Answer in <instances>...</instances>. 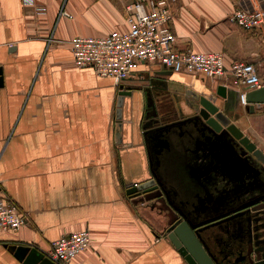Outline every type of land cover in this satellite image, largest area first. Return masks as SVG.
Segmentation results:
<instances>
[{"label": "crops", "instance_id": "obj_1", "mask_svg": "<svg viewBox=\"0 0 264 264\" xmlns=\"http://www.w3.org/2000/svg\"><path fill=\"white\" fill-rule=\"evenodd\" d=\"M27 1L0 0V199L14 203L25 219L17 231L0 229V264H23L16 248L45 253L61 235L82 230L90 231L91 245L70 264H186L163 233L165 212L140 205L126 189L149 178L139 175L143 166L150 173V161L156 172L158 156L180 178L188 137L176 127L166 138L148 135L146 143L135 124L146 106L176 119L186 96L209 98L218 85L230 90L233 104L247 105L223 80L162 75L152 63L120 85L76 68L69 41L125 30L132 0ZM252 3L264 7V0ZM241 7L252 6L247 0L172 1L175 47L221 52L226 68L253 63L264 82L263 35L229 20ZM121 91L130 94L119 109ZM255 109L264 152V104L247 108Z\"/></svg>", "mask_w": 264, "mask_h": 264}, {"label": "built area", "instance_id": "obj_2", "mask_svg": "<svg viewBox=\"0 0 264 264\" xmlns=\"http://www.w3.org/2000/svg\"><path fill=\"white\" fill-rule=\"evenodd\" d=\"M172 1L132 0L125 6V30H114L96 37H73L69 46L74 66L93 69L98 76L109 77L120 85L140 65L152 63L162 68L161 72H185L223 80L238 91L242 105H247L246 94L264 87L257 67L250 62L235 61L226 68L221 52L176 49V37L170 29L174 18ZM247 2L252 7L234 10L229 20L244 31H259L263 35L264 51V7H254L252 0ZM27 3L34 6L32 0ZM36 10L44 11L41 7ZM24 225L25 219L17 206L0 199V229L17 231ZM91 241L88 230L61 235L44 255L54 264H70L90 247Z\"/></svg>", "mask_w": 264, "mask_h": 264}, {"label": "water", "instance_id": "obj_3", "mask_svg": "<svg viewBox=\"0 0 264 264\" xmlns=\"http://www.w3.org/2000/svg\"><path fill=\"white\" fill-rule=\"evenodd\" d=\"M160 74H170L168 72H161ZM2 85V78L0 77V86ZM229 89L223 85H218L216 89V95L222 99L227 98L229 95ZM128 92H119L117 99V108H122L123 97L129 95ZM239 99V94H237ZM247 108H253L256 104H264V87L261 89L249 91L246 94ZM226 114L223 113L220 108L213 104L206 97H200V107L198 116L205 121L206 125L215 129V131L222 130L223 127H227L228 131L235 138H241L242 133L233 124H230ZM120 119V118H118ZM181 122L171 123L164 126L171 127ZM162 128V129H163ZM149 131H144L143 136L145 142H147V134ZM248 150H252L253 154L264 163V155L259 149H255L253 144L247 145ZM152 162L150 161V167ZM150 178L137 184L136 186H128L126 194L134 198L137 203H145L146 206L151 209L157 202H160L158 194L156 192L157 185L162 186L158 177L155 175L153 170L150 168ZM259 200V199H258ZM257 201H251L247 204L240 205L236 209L219 215L214 219L217 220L212 226H219L229 221L234 222L232 225V231L227 228L225 234L227 239L224 237L217 236L215 238V245L218 248L220 254H228L237 257L231 264H264V203L255 205ZM152 205V206H151ZM249 206L244 211H238L241 208ZM179 211V210H178ZM180 212V211H179ZM181 213V212H180ZM182 218H177L174 214L164 213L166 220L165 236L172 243L173 247L178 251L181 257L184 259L186 264H219L217 258L210 252L207 244L202 240L201 233L203 228H199L203 223L193 224L183 214ZM227 217L221 219L222 217ZM212 219V220H214ZM259 221L263 223L258 224ZM235 232H237L235 234ZM237 244L236 253L233 252V244ZM235 250V249H234ZM251 253L255 254V259L251 258ZM15 256L23 264H54L50 259L45 257L44 253L40 252L34 247H18L15 249Z\"/></svg>", "mask_w": 264, "mask_h": 264}, {"label": "flooded vegetation", "instance_id": "obj_4", "mask_svg": "<svg viewBox=\"0 0 264 264\" xmlns=\"http://www.w3.org/2000/svg\"><path fill=\"white\" fill-rule=\"evenodd\" d=\"M192 96L193 95H189L188 97L186 96L183 99V101L186 105V107H185L186 109L189 106L191 108V110L194 111L195 107H194V101L192 99L193 98ZM201 96H204V95H200L198 97V104H197V109H196L195 113L191 112V113L185 115V113L183 112V109H181L180 110L181 114H179V118L176 120L172 119L170 117V115H162L161 114L162 115L161 116L159 113L164 111L163 108H161L162 111L160 109H157V108H154V109L148 108V111H150V112L154 111L156 115H157V113L159 114L160 118L158 117V119L161 122L162 121H166V122L164 124H161V125L155 127V128L145 130V131H149V133L147 134V137H148V135H151L150 138L154 139L156 136L160 135L161 133L166 132V131H171L172 129H175L176 127H179L181 129H185L184 133L188 137L187 142H189V146L187 147V150L189 149L190 154H192V156L189 158L188 168H186V170H185V165H184V168H183L184 174L180 178H179L178 174H176V173L174 174L173 172H171L168 166H166L167 170L164 168V172L167 175H170L171 177L173 176V179L176 182H181L182 187H179V188L181 191L180 195L183 199L184 204H181V203L173 200V198L169 192V189L166 185V182H164V180H162L160 175L157 173L156 165H155L156 172L154 171L153 162L151 161L152 162L151 169L153 170L155 175L158 177L159 181L162 183V186L157 185V189H156V192L158 194L160 202H157L154 205L153 209H157L159 211L163 210L166 214H168V213L174 214L177 218H182L181 214H183L193 224L203 223L199 227V228H203L202 233H201V237H202V240L209 247L210 252L217 258L219 264H231L234 261V259L237 257V255L235 254L234 256H231L228 254H225V255L220 254L217 246L215 245V238L217 236H221V237H224V239H227L225 232H226L227 228H230L232 231V225L234 224V222L229 221L225 224H222V225L215 227V226H212V224L217 221L214 218L219 216V215L228 213V212L236 209L240 205L247 204L251 201H257V203L255 202V205L258 206V205L264 203V193L258 194L254 197H251L245 201L239 202L238 204L228 208L229 202L228 203L225 202V198H224L225 194H228L230 196H234L236 193H235L234 189H231V190L229 188L228 189L227 188L222 189L219 187V184H221L223 182V178H224L223 175L226 174L225 173L226 168H223V165H222V163H225V162H223L220 158L221 157L220 149H219L220 146L218 147L217 143L215 141L212 144L208 140L209 136H207V135L215 136L217 134H221V133L225 132L228 129H226L227 127H223L222 130L217 132L212 127L206 125L205 121H203L198 116V111H199V107H200V97ZM229 97L230 96H228L225 99H222L219 97V99H221L223 101H228V102L230 101V104L232 105L233 104V103H231L232 100ZM206 98L208 100H210L211 102H213V104H216L220 108V110L226 114L225 116L228 119H230L229 120L230 124H233L230 116L226 113V111L224 109H222L219 106V103L215 101V98H213V97H209V98L206 97ZM146 108H147V106H146ZM169 118L172 120L167 122V120ZM181 121L183 123L176 124V125L171 126V127L163 128L164 126L169 125L171 123H176V122H181ZM187 129H189V131ZM151 139H150V141L152 142ZM147 141H148V138H147ZM248 144H250V143L245 144L246 148H247ZM255 149H257V148H255ZM210 154H217V156L215 155V160L208 158V156H210ZM204 163L208 164V166H204ZM154 164H155V162H154ZM162 167H163V165H162ZM183 176H186L187 181H183V178H182ZM228 176H229V174H228ZM213 186L215 187V192L213 191ZM214 194H215V200L219 199V198L223 199L222 200L223 205L221 207L217 208V207H215L214 203L211 204L212 201H211L210 196H213ZM194 205L197 207L200 206L202 208L198 211H193L191 206H194ZM248 208H249V206H246L244 208L239 209L238 211H244ZM214 211H215L214 214H210V215H207V216L201 217V218L199 217L201 214H208V213H211ZM227 216L228 215L222 217L221 219H223ZM212 219H214V220H212ZM261 223H263V222L262 221L258 222V224H261ZM260 231L264 232L263 229H260ZM165 232H166V230L163 233L165 234ZM236 233L237 232H235V234ZM263 237L264 236H262L260 239H263ZM237 244L236 243L233 244V248L235 249V250L233 249V252H235V253H236V249H238ZM251 258L253 260L255 259L254 253H251Z\"/></svg>", "mask_w": 264, "mask_h": 264}, {"label": "rangeland", "instance_id": "obj_5", "mask_svg": "<svg viewBox=\"0 0 264 264\" xmlns=\"http://www.w3.org/2000/svg\"><path fill=\"white\" fill-rule=\"evenodd\" d=\"M211 91V90H210ZM206 94H208V91H206ZM203 93L202 95H204ZM201 95V92L194 93L192 96L194 101V107L195 110H191V108L188 106V108H184L183 112L185 115L189 113H195L197 109L198 104V97ZM214 95L215 101L219 103V106L226 111V113L230 116L232 123L241 131L242 137L241 138H235L232 136L228 130L221 134H217L215 136H209V141L213 144L214 141L217 143V146L220 149L221 154V160L225 163H222L223 168L225 169V173L223 175V182L219 184L220 188H229L235 190V195L230 196L228 194H225V202L228 203V208L231 206H234L238 204L239 202L245 201L251 197H254L258 194L264 193V163L259 161L257 157L253 154L252 150H248L246 148V143H251L255 146V148L262 151V148L260 146V124H259V116L260 112L258 110H247V107H241L240 105H236L237 102H234V104H230V101H223L219 99V97L216 96V94L213 92L211 96ZM210 96V95H209ZM210 96V97H211ZM240 101V100H239ZM232 103V102H231ZM241 103V102H240ZM242 104V103H241ZM152 108V107H150ZM153 109V108H152ZM181 114V113H180ZM159 114H155V112L148 111V107L144 109V115L139 120V123L135 124L137 127V131L139 134V140L140 135L142 132H144L147 129L155 128L161 124H164L166 121H160L158 119ZM160 118V117H159ZM175 118V117H174ZM179 116L176 118L178 119ZM174 119V120H176ZM172 119H168L167 122L171 121ZM134 125V123H133ZM169 135V131L163 132L158 137L160 138H166ZM140 143V141H138ZM263 155L264 152L262 151ZM219 154V153H218ZM219 154V155H220ZM215 155L217 154H210L208 158L215 160ZM192 156L190 154L189 149L187 150V147L183 154V165H185V170L188 168L189 165V158ZM162 156H158L155 159V165L157 173L160 175L162 180L166 182V185L169 189V192L176 202H179L181 204L183 203V199L180 195V188L177 185V182L173 179V176L167 175L164 172V167H162ZM130 173L136 169L133 165H130ZM187 166V167H186ZM139 167V166H137ZM146 167V166H145ZM144 166L141 168V173L139 176L143 177H149L150 173L148 174V170ZM229 174V176H228ZM136 184V183H135ZM213 191L215 192V187L213 186ZM211 197V204H215V207H221L223 205V199L219 198L215 200V194ZM140 205H143V203H139ZM193 211H198L202 207L197 206H191ZM214 212L208 213V214H201L199 217H205L210 214H214Z\"/></svg>", "mask_w": 264, "mask_h": 264}, {"label": "bare ground", "instance_id": "obj_6", "mask_svg": "<svg viewBox=\"0 0 264 264\" xmlns=\"http://www.w3.org/2000/svg\"><path fill=\"white\" fill-rule=\"evenodd\" d=\"M227 129V128H226Z\"/></svg>", "mask_w": 264, "mask_h": 264}]
</instances>
